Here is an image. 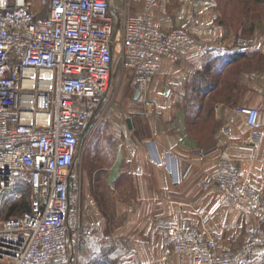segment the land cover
Instances as JSON below:
<instances>
[{
	"label": "built area",
	"instance_id": "obj_1",
	"mask_svg": "<svg viewBox=\"0 0 264 264\" xmlns=\"http://www.w3.org/2000/svg\"><path fill=\"white\" fill-rule=\"evenodd\" d=\"M128 2H141L144 13L114 19L108 0H0V213L17 180L30 192L29 212L0 219V264H72L74 254L94 246L75 164L83 125L107 97L113 55L132 73L133 99L144 102L162 63H177L194 46L197 19L163 31L152 15L159 0ZM251 45L238 39L235 48L245 53ZM237 113L255 147L259 111ZM212 183L235 203L264 212V190L230 162L217 163ZM218 207L201 213L202 225ZM166 236L173 252L192 264H245L264 250L261 228L233 252L190 225H171Z\"/></svg>",
	"mask_w": 264,
	"mask_h": 264
},
{
	"label": "crops",
	"instance_id": "obj_2",
	"mask_svg": "<svg viewBox=\"0 0 264 264\" xmlns=\"http://www.w3.org/2000/svg\"><path fill=\"white\" fill-rule=\"evenodd\" d=\"M108 4L114 19L144 13L141 2ZM152 15L163 31L197 19L191 27L195 43L177 63H162L144 95L147 105L133 101L131 91L127 100L115 97L100 113L104 127L98 134L99 167L83 181L84 204L91 212L83 222L94 230V246L109 243L114 248L108 255L99 254L100 259L192 264L188 256L173 252L166 236L169 226L198 228L229 252L238 250L250 232L264 230V212L235 203L212 183L217 163L228 161L260 194L264 190V0H159ZM238 39L252 41L248 52L236 50ZM225 55L219 78L224 80L227 73L226 99L215 102L211 113L200 107L195 114L196 121L211 116L216 125L192 137L179 106L211 100L218 88L199 98L185 95L193 76L212 58ZM124 69L131 79V71ZM118 79L117 74L112 83ZM167 90L171 94L164 97ZM242 107L259 111L255 147L248 142L251 131L245 118L237 113ZM217 205L202 225L201 213ZM245 264H264V250L256 249Z\"/></svg>",
	"mask_w": 264,
	"mask_h": 264
},
{
	"label": "rangeland",
	"instance_id": "obj_3",
	"mask_svg": "<svg viewBox=\"0 0 264 264\" xmlns=\"http://www.w3.org/2000/svg\"><path fill=\"white\" fill-rule=\"evenodd\" d=\"M223 58L225 59L226 55L214 59L212 58L208 62V66H210L209 68L210 70L209 69L207 70V68L204 69L205 76L208 78L207 80L209 82L208 83L209 88H207V90L203 95L204 96L209 95L212 89L218 88L215 94L212 96L211 100L208 102H204L203 104L197 102L196 105L193 102L187 103L184 101L185 103H182V105L179 106V110L182 112V120H186L187 125L191 128L190 133L192 137H196V133L198 134L199 129H204L207 127L211 128V127H215L216 125L215 120L212 119L211 116H207L204 119H202L201 118L202 115H201L196 121L195 114L196 112L197 113L200 112V111L198 112L200 107L201 110L202 108H204L205 112L211 113V111L214 108L215 102L221 101L224 98L226 99L227 73H224V80H221V78H219L220 77L219 74H221V71L223 70L222 67H224L223 64L224 60H222ZM124 71L125 69L122 64V59L119 54L115 53L113 55L112 70L109 79V90L107 97L99 107L91 109L93 111V118L83 125L82 133L80 135L79 154L75 164V174L79 176L81 179V190L83 189V181L85 176H88L91 171L96 170L99 167L100 156L98 150L99 149L98 134L100 130L104 127L103 122L100 121V116H101L100 113L103 112L102 110H105L108 104L114 102L115 97H121L122 99L127 100L128 96L131 94L132 91V89L130 90L131 79L128 75L127 76L124 75ZM117 74L119 76L118 82L116 84L112 83V81L115 80ZM189 86H190L188 88L189 90H187L185 97L189 98L190 96L191 98L193 96L194 98L195 93L191 94L192 91H190V88L193 86L192 84H190ZM200 95L201 94L199 95L197 94L198 97ZM132 97H133V93H132ZM132 100L135 101L133 98ZM143 100L145 105H147L148 102H146L145 99ZM29 196H30L29 187L25 184V182L21 180H17L14 185L13 193L8 197V201H9L8 207L6 206L1 210L0 219H8L10 217L19 215L21 208L15 209L12 213H10L9 212L10 207L14 204L19 205L20 203L23 202L29 203ZM113 250L114 248H112L109 245V243H106L103 247L93 246L91 249L80 250L79 252L76 253V255L74 254L72 264H124L117 256L100 259L102 257L100 255L102 254L108 255L111 252H113Z\"/></svg>",
	"mask_w": 264,
	"mask_h": 264
},
{
	"label": "trees",
	"instance_id": "obj_4",
	"mask_svg": "<svg viewBox=\"0 0 264 264\" xmlns=\"http://www.w3.org/2000/svg\"><path fill=\"white\" fill-rule=\"evenodd\" d=\"M227 59H224V61H223V63H225L226 64V61ZM207 68V70L210 68V66H206L204 69H206ZM210 70V69H209ZM208 78L205 76V73H204V70H202V71H199V72H197L194 76H193V81H192V86L193 87H191L190 88V91H192L191 92V94L193 93H197L198 95L199 94H201V95H203L204 93H205V91L207 90V88H209V85H208V80H207ZM200 95V96H201ZM199 96V97H200ZM198 97V98H199ZM189 98H190V96H189ZM195 105L197 104V103H194ZM199 107V106H198ZM26 184V183H25ZM27 185V184H26ZM28 186V185H27ZM21 208V210H20V214H22V213H27V212H29V205H28V203H25V202H23V203H20L19 205H17V204H14V205H12L11 207H10V210H9V212L10 213H12L15 209H20ZM19 214V215H20Z\"/></svg>",
	"mask_w": 264,
	"mask_h": 264
}]
</instances>
